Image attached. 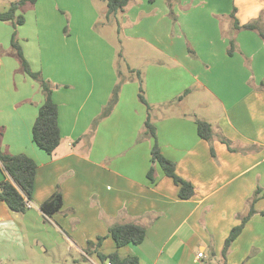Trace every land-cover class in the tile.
Returning <instances> with one entry per match:
<instances>
[{
	"label": "crops",
	"instance_id": "1",
	"mask_svg": "<svg viewBox=\"0 0 264 264\" xmlns=\"http://www.w3.org/2000/svg\"><path fill=\"white\" fill-rule=\"evenodd\" d=\"M166 5L140 0L119 12L122 37L134 43L123 50L113 43L110 53L121 52L119 62L113 63L112 55L98 60L77 31L73 44L62 48L59 64L37 68L32 63L54 85L62 139L53 154L32 137L45 101L39 83L25 79L28 85L18 89L23 80L18 62L1 58L0 84L17 85L13 93L0 92L2 147L29 155L38 168L34 207L15 213L0 200V264H26L30 249L48 250L60 243L89 264L109 260L114 252L138 256L140 264H264V38L257 30L232 27L234 11L241 24L260 20L264 26V0ZM169 10L173 18L178 12L175 24ZM118 14L111 19L120 24ZM9 23L0 21L4 48L12 34ZM180 31L187 34L189 46ZM231 37L236 40L232 54ZM130 69L142 74L162 153L175 162L178 176L194 186L188 199L180 197V186L160 164L154 165V180L148 176L154 139L145 134L149 110L139 99L140 84ZM120 75L126 80L119 100L100 118ZM198 119L211 124L212 140L199 136ZM5 178L0 170V182ZM58 189L63 206L49 218L40 205ZM256 190L257 212L225 257V241L248 212ZM120 223L144 226V241L118 247L109 227ZM100 236L102 244L88 254L89 241L96 243Z\"/></svg>",
	"mask_w": 264,
	"mask_h": 264
},
{
	"label": "trees",
	"instance_id": "2",
	"mask_svg": "<svg viewBox=\"0 0 264 264\" xmlns=\"http://www.w3.org/2000/svg\"><path fill=\"white\" fill-rule=\"evenodd\" d=\"M38 0H20L16 3H12L8 10L0 11V21H8L16 28L18 25L25 23V16L22 13H18L19 8L25 6L28 3L35 4ZM107 3V19L116 17L117 14L125 9L130 0H105ZM169 5L172 7V1L169 0ZM232 27L233 30L239 29H251L257 30L259 34L264 38V26L260 23V20L241 24L235 15V11L232 13ZM174 19L176 17L174 16ZM16 29L13 32L11 40L10 54L16 55L21 64L22 71L27 75L35 79L45 96L44 103L40 106L38 115L32 127L33 141L38 147L45 150L49 154H53L57 147L60 145L62 135L59 124V108L58 104L53 99L54 85L50 80L45 79L41 72L34 71L30 65V62L24 55L23 49L17 40ZM236 48V40L234 37L230 38L228 52L232 54ZM119 57H122L120 52ZM132 74L137 76L140 84L139 99L148 107V117L145 121V134L154 139L152 147V166L148 172V176L154 180L156 163L160 164L165 174L174 179L175 183L180 186V197L188 199L195 193L194 186L191 182L184 180L176 173V164L174 161L167 158L161 151L157 140V129L152 121L151 109L152 105L149 104L145 95L144 80L140 70L130 69ZM126 78L120 75L118 84L116 85L112 96L104 108L100 118L108 116L119 100L121 86L125 82ZM186 90L183 95L178 99H182L188 92ZM99 118V119H100ZM98 122V121H97ZM96 122V123H97ZM198 134L201 138L206 140H212L214 131L211 124L208 121L198 119ZM4 135V127L0 126V170L6 174V178L0 182V200H3L8 208L15 213H25L29 208L26 206V200H32L34 183L37 174L38 164L35 159L25 153L13 154L8 152L2 147ZM228 144L230 149L231 142L227 139H223ZM260 190H256L250 208L248 212L241 218V222L236 225L227 237L222 254L226 257L227 253L233 243V241L239 236L245 227L247 221L257 212L255 209V202L258 199ZM63 206V194L58 189L49 199L40 205L41 210L47 217H53L54 214L60 212ZM264 214V211L262 212ZM109 234L114 238L118 247L125 246L127 244H140L146 237V228L136 223H123L114 224L109 227ZM104 237L100 236L97 242L89 241L88 254L93 249H97L103 242ZM103 258L105 256L101 255ZM107 257V256H106ZM112 264H140L138 256H121L118 252L112 253L110 256Z\"/></svg>",
	"mask_w": 264,
	"mask_h": 264
},
{
	"label": "rangeland",
	"instance_id": "3",
	"mask_svg": "<svg viewBox=\"0 0 264 264\" xmlns=\"http://www.w3.org/2000/svg\"><path fill=\"white\" fill-rule=\"evenodd\" d=\"M20 0H0V11H6L9 9L12 3H16ZM177 2L178 0H172ZM140 0H130V3L138 4ZM169 0H145L146 5L154 3L156 6H161L163 3L167 4ZM178 4V3H177ZM107 3L105 0H38L35 4L28 3L25 6L19 8L18 13H22L25 16V23L18 25L16 28L12 23H9V28L12 29V34L9 44L6 48L0 44V68L1 58L7 63V59L14 60L19 64L18 72L21 73L23 78L18 83V89L21 86L31 84L30 82H37L35 79L27 75L22 71L21 64L16 55H11L9 52L11 49V40L13 32L16 29V37L19 41L24 55L27 60L39 68L41 65L48 68L53 64H59L61 62V50L66 46V43L74 41V36L77 31L82 32L85 36L84 39H88L85 42L87 46L94 48L96 58L101 62L108 60L113 56V63L119 62L118 54L112 52L113 43L119 46L123 50V46H129L130 42L122 37V18L120 13L118 14V20L110 19L106 17ZM170 8V7H169ZM174 9V5H173ZM173 24L176 23L173 16L170 14ZM175 17L178 19V12L174 11ZM171 34H175V27H171ZM120 30V33H119ZM183 43L188 44V37L183 34ZM119 38L123 41L119 44ZM134 44V43H133ZM130 44V45H133ZM114 46V45H113ZM119 51V49H118ZM112 55V56H111ZM133 63H137L134 61ZM17 64V65H18ZM28 80V84L25 83ZM10 88V89H7ZM16 86H6L0 84V92L8 94L15 92ZM33 91V89H32ZM204 108L201 110L203 111ZM219 111L216 107L213 108V115L216 116ZM29 261L26 264H89L80 253L77 251H69L67 243H60L54 247H50L48 250L37 249L36 251L30 249ZM76 259V261H75Z\"/></svg>",
	"mask_w": 264,
	"mask_h": 264
},
{
	"label": "built area",
	"instance_id": "4",
	"mask_svg": "<svg viewBox=\"0 0 264 264\" xmlns=\"http://www.w3.org/2000/svg\"><path fill=\"white\" fill-rule=\"evenodd\" d=\"M0 192H1V188H0ZM26 206H27V208H32V207H34V203L32 202V200H26ZM203 256H204V254L198 255L199 258H201ZM92 264H112V262L110 260H104L101 263L92 262Z\"/></svg>",
	"mask_w": 264,
	"mask_h": 264
},
{
	"label": "water",
	"instance_id": "5",
	"mask_svg": "<svg viewBox=\"0 0 264 264\" xmlns=\"http://www.w3.org/2000/svg\"><path fill=\"white\" fill-rule=\"evenodd\" d=\"M109 260H110V258H109Z\"/></svg>",
	"mask_w": 264,
	"mask_h": 264
}]
</instances>
